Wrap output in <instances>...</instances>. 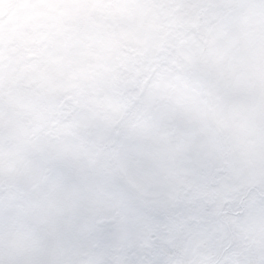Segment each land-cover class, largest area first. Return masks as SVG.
<instances>
[{"label":"clouds","instance_id":"clouds-1","mask_svg":"<svg viewBox=\"0 0 264 264\" xmlns=\"http://www.w3.org/2000/svg\"><path fill=\"white\" fill-rule=\"evenodd\" d=\"M0 264H264V0H0Z\"/></svg>","mask_w":264,"mask_h":264}]
</instances>
